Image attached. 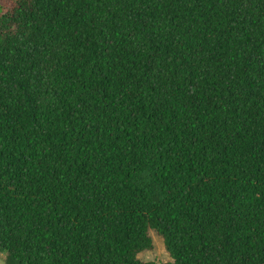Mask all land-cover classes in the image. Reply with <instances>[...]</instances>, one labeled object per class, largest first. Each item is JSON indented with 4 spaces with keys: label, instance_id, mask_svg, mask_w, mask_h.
Returning a JSON list of instances; mask_svg holds the SVG:
<instances>
[{
    "label": "trees",
    "instance_id": "obj_1",
    "mask_svg": "<svg viewBox=\"0 0 264 264\" xmlns=\"http://www.w3.org/2000/svg\"><path fill=\"white\" fill-rule=\"evenodd\" d=\"M0 1L5 264H264V0Z\"/></svg>",
    "mask_w": 264,
    "mask_h": 264
},
{
    "label": "rangeland",
    "instance_id": "obj_2",
    "mask_svg": "<svg viewBox=\"0 0 264 264\" xmlns=\"http://www.w3.org/2000/svg\"><path fill=\"white\" fill-rule=\"evenodd\" d=\"M1 8V1H0ZM148 236L151 239L152 250L144 251L140 253L137 258L142 262H154V263H166L170 261L167 253L164 250L163 243L160 237H158L153 231L148 232ZM5 255L0 252V264L4 263Z\"/></svg>",
    "mask_w": 264,
    "mask_h": 264
}]
</instances>
